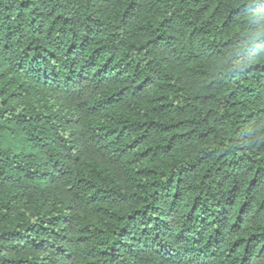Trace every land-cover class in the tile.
Wrapping results in <instances>:
<instances>
[{"label":"trees","instance_id":"1","mask_svg":"<svg viewBox=\"0 0 264 264\" xmlns=\"http://www.w3.org/2000/svg\"><path fill=\"white\" fill-rule=\"evenodd\" d=\"M0 264H264V0H0Z\"/></svg>","mask_w":264,"mask_h":264}]
</instances>
